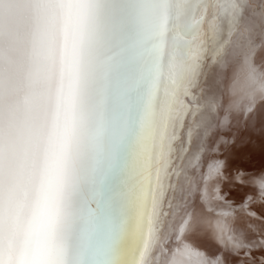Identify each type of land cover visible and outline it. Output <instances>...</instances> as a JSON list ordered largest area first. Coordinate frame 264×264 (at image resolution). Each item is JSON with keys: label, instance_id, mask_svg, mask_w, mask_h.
Instances as JSON below:
<instances>
[{"label": "snow or ice", "instance_id": "1", "mask_svg": "<svg viewBox=\"0 0 264 264\" xmlns=\"http://www.w3.org/2000/svg\"><path fill=\"white\" fill-rule=\"evenodd\" d=\"M210 3L127 0L120 11L101 0H71L67 5L72 49L23 264H138L137 257L147 264L144 255L156 241L161 221L177 211L182 219L194 207L161 199L158 158L171 150L169 142L185 112L181 98L193 86L199 89L205 48L200 26ZM240 8L237 0L234 16ZM258 12L264 36V0H259ZM256 26L250 20L249 31ZM206 89L196 100L207 105L197 122L211 115L216 102L214 77ZM214 120H208L205 130ZM176 158L181 159L179 153ZM194 158L195 145L165 175L169 187L176 177L173 197L186 192L184 184L194 173L185 174V165ZM221 167L222 161L215 171ZM236 247H244L243 242L237 240ZM181 255L190 264H237L231 250L205 256L185 247ZM0 264H5L2 248Z\"/></svg>", "mask_w": 264, "mask_h": 264}, {"label": "bare ground", "instance_id": "2", "mask_svg": "<svg viewBox=\"0 0 264 264\" xmlns=\"http://www.w3.org/2000/svg\"><path fill=\"white\" fill-rule=\"evenodd\" d=\"M7 2L11 10L16 0ZM18 2L16 14L5 17V0H0V248L5 264L23 261L29 248L36 213L24 212L28 184L42 129L57 118L72 49L71 0ZM101 3L120 11L127 0ZM236 3L211 0L209 11L203 12L199 89L193 86L181 98L185 112L169 142L171 150L158 158L161 199L194 207L182 219L177 211L161 221L157 239L144 255L147 264H190L181 255L185 247L205 256L231 250L237 264H264V36L258 27L259 0H240L243 8L234 16ZM252 19L257 26L250 32ZM212 77L219 88L216 102L211 115L197 122L207 105L196 100L204 96ZM211 117L215 120L205 130ZM194 145L197 158L185 165V174L194 175L184 184L186 192L173 197L176 177L172 187L164 177ZM46 155L47 149L41 187ZM237 240L244 247L237 248Z\"/></svg>", "mask_w": 264, "mask_h": 264}, {"label": "clouds", "instance_id": "3", "mask_svg": "<svg viewBox=\"0 0 264 264\" xmlns=\"http://www.w3.org/2000/svg\"><path fill=\"white\" fill-rule=\"evenodd\" d=\"M20 7L18 0L12 3L11 10H9V4L7 0L4 3V11L3 15L5 17L14 16L16 14L17 9ZM52 87H54V81L52 82ZM57 129V118L55 122H48L42 129L40 139L37 145V152L34 159V163L31 171V178L28 184V195L26 197L24 203V212L29 213L33 209H35V213L38 210V207L42 200V187H41V174H42V161L45 149L47 152L51 146L53 138L56 134ZM50 130V135H49ZM44 173V166H43ZM16 264H23L22 260H17Z\"/></svg>", "mask_w": 264, "mask_h": 264}]
</instances>
